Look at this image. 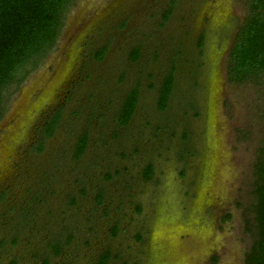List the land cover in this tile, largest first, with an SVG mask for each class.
<instances>
[{"label":"rangeland","instance_id":"374dc122","mask_svg":"<svg viewBox=\"0 0 264 264\" xmlns=\"http://www.w3.org/2000/svg\"><path fill=\"white\" fill-rule=\"evenodd\" d=\"M247 14L248 0L73 2L0 122V264H97L106 253L107 264H244L264 78L229 84L225 62ZM134 89L136 110L119 126ZM57 104L62 121L44 139Z\"/></svg>","mask_w":264,"mask_h":264},{"label":"trees","instance_id":"16d2710c","mask_svg":"<svg viewBox=\"0 0 264 264\" xmlns=\"http://www.w3.org/2000/svg\"><path fill=\"white\" fill-rule=\"evenodd\" d=\"M76 0H0V121L6 113V105L21 88L22 84L37 70L46 56L55 48L64 26L65 15ZM170 15L168 11L164 19ZM106 49L97 51L95 57L101 61ZM132 61L139 58V49H134ZM226 81L233 85L259 84L264 78V0H248V14L237 29L225 62ZM174 87V69L163 78L157 100L158 111H164ZM138 104V90L127 93L117 115L119 126L131 121ZM59 120L57 115L47 124L45 137L52 136ZM87 143L86 136L80 138L75 158L81 157ZM40 145L38 151H41ZM254 203L247 212L245 231L252 244L245 253L244 264H264V141L257 151L254 165ZM153 167L149 165L144 178L149 180ZM102 203V196L97 197ZM114 235L117 232V227ZM54 254L60 247H53ZM110 255L104 254L97 264H107ZM216 263V258L212 259ZM11 264H16L13 261ZM44 264H47L45 260Z\"/></svg>","mask_w":264,"mask_h":264},{"label":"flooded vegetation","instance_id":"af4514ba","mask_svg":"<svg viewBox=\"0 0 264 264\" xmlns=\"http://www.w3.org/2000/svg\"><path fill=\"white\" fill-rule=\"evenodd\" d=\"M103 49H106V47H104ZM101 50V49H100ZM97 53V52H96ZM95 53V55H96ZM106 55V51L104 53V56ZM206 65V64H205ZM59 104L56 105V108L54 106H51V105H48L47 107L49 108H46L49 112V114H47V112L45 111V115L43 116V120L41 121V127H42V133H43V137L44 139H50L52 136H54V134L56 133L58 127H59V124H60V121H62V115H61V111L59 110L61 108V106H58ZM51 106V107H50ZM58 106V107H57ZM59 115V120H58V123H57V126H56V129L55 131L53 132L52 136L50 137H45L44 133H45V130H46V127H47V124L50 122V121H53L54 118ZM3 120V118L1 119V121ZM0 121V122H1Z\"/></svg>","mask_w":264,"mask_h":264}]
</instances>
